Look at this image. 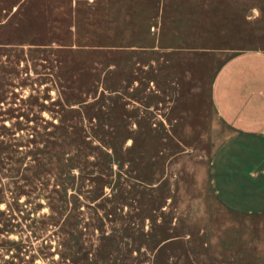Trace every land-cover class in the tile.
Masks as SVG:
<instances>
[{
	"label": "rangeland",
	"instance_id": "374dc122",
	"mask_svg": "<svg viewBox=\"0 0 264 264\" xmlns=\"http://www.w3.org/2000/svg\"><path fill=\"white\" fill-rule=\"evenodd\" d=\"M6 22L0 264H264V213L214 186L233 130L212 101L264 48V0H29Z\"/></svg>",
	"mask_w": 264,
	"mask_h": 264
},
{
	"label": "crops",
	"instance_id": "0c3cea01",
	"mask_svg": "<svg viewBox=\"0 0 264 264\" xmlns=\"http://www.w3.org/2000/svg\"><path fill=\"white\" fill-rule=\"evenodd\" d=\"M245 10V21H251L263 8ZM212 101L233 130L213 160L217 195L238 213H264V48L239 49L223 62Z\"/></svg>",
	"mask_w": 264,
	"mask_h": 264
},
{
	"label": "trees",
	"instance_id": "16d2710c",
	"mask_svg": "<svg viewBox=\"0 0 264 264\" xmlns=\"http://www.w3.org/2000/svg\"><path fill=\"white\" fill-rule=\"evenodd\" d=\"M27 2H29V0H0V46L5 45V44H11L13 42H16V40H19L16 38V35L18 36L21 35L20 34L21 32L19 30V25L16 30H14V28L9 29L7 27L8 23L6 21L8 19L10 20L11 16H16L20 12L22 6ZM14 7L15 9L13 10ZM4 18L6 19L5 21L2 20ZM20 39H22V37ZM41 41H44V40H41ZM44 43H47V42H44ZM88 105L89 106H87L86 109L95 105V102L89 103ZM86 112L88 113L87 110ZM94 114L96 115V118L100 120V115H99L98 110H96L93 113V117H95Z\"/></svg>",
	"mask_w": 264,
	"mask_h": 264
}]
</instances>
